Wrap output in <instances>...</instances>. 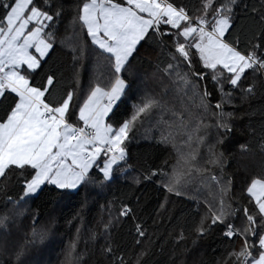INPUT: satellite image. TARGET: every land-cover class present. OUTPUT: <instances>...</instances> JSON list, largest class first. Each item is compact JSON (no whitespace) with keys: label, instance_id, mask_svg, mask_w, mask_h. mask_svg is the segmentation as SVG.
<instances>
[{"label":"snow or ice","instance_id":"snow-or-ice-1","mask_svg":"<svg viewBox=\"0 0 264 264\" xmlns=\"http://www.w3.org/2000/svg\"><path fill=\"white\" fill-rule=\"evenodd\" d=\"M238 13L253 20L243 37L232 36ZM61 25L64 33L71 31L72 43ZM58 39L71 51L76 89L71 80L66 86L63 72L49 61ZM151 45L167 53L154 63L153 76L161 83L168 79L179 108L165 98V84L163 95L146 91L130 115L112 119L129 87L124 74L132 73L134 57L150 56ZM89 47L94 69L102 65L105 72L101 79L94 70L83 93L79 62ZM257 96L264 97V0L258 6L248 0H199V7L188 0H74L71 6L64 0H0V243L10 234L13 215L23 214L21 204L45 189L69 195L89 184L105 187L117 169L127 175L133 167L128 163L132 133L152 121L157 144L170 146L174 158L170 154L155 167L142 166L133 182L155 180L176 196H189L191 190L195 196L189 198L196 199L200 213L198 220L193 216L178 224L174 243L186 238L185 229L196 238L220 229L229 243L216 264H264V174L246 182L243 198L235 196L233 178L224 172L227 157L217 147L238 118L237 98L243 105ZM248 128L259 136L257 147L264 153V123L258 130ZM211 129L216 139L208 143ZM238 150L252 151L251 139ZM12 187L22 189L18 197L8 194ZM132 213L128 204L118 209L110 204L104 231L110 233ZM135 232L149 235L140 223ZM45 236V230L33 228L11 260L0 264H29L22 259L26 247ZM141 243L136 239V246ZM147 251L141 247L133 259L107 239L100 254L104 264H145ZM86 255L74 238L65 248L64 264H85Z\"/></svg>","mask_w":264,"mask_h":264},{"label":"trees","instance_id":"trees-1","mask_svg":"<svg viewBox=\"0 0 264 264\" xmlns=\"http://www.w3.org/2000/svg\"><path fill=\"white\" fill-rule=\"evenodd\" d=\"M188 2L193 7H199V0H188ZM64 3L66 6H71L74 0H64ZM248 3L250 6H258L259 0H248ZM67 15L70 17L71 12L69 11ZM252 27L251 16L238 13L232 36L243 37ZM61 33L67 37L68 43L74 41L71 31L64 33L63 25H61ZM165 45H167V40H165ZM141 51L143 52V48ZM149 52L150 56L137 55L134 57L132 73L124 74L129 87L116 106L112 119L123 120L130 115L133 105L139 102L146 91L163 95L162 87L165 84L168 85L165 98L179 108V98L175 97L168 79L165 77L161 83L153 76L154 63L158 57L166 59V51L161 52L158 47L151 45ZM94 56L92 47H89L85 58L79 62V86L82 87L83 93L89 89L94 70L103 79L105 69L102 65L94 69L96 63ZM49 61L55 70L63 72L66 86L67 81L71 80L72 88L78 87V82L72 75L74 68L71 51L68 48L62 49L59 39ZM159 75L157 73V76ZM209 88L211 89L212 85H209ZM212 99L213 101L217 99L214 90ZM236 103L238 107L235 112L238 118L232 121L233 126L228 138L217 147L227 157L224 172L226 177L233 178V194L243 198L245 195L243 188L246 182L252 176L264 174V153L257 147L259 136L250 134L248 128L251 124L253 129L258 130L261 123H264V97L251 98L243 105L237 98ZM158 135L154 122L145 121L142 126L138 125L132 133V139L128 142V163L133 166L132 170L127 175H121L120 169H117L116 178L105 187L89 184L69 195H57L45 189L39 195L21 204L22 215L14 216L9 211L13 219L8 225L10 234L6 242L0 243V249H3L0 251V260L10 261L11 252L24 243L29 238L32 229L35 228L37 231L45 230L46 236L42 241L37 240L26 247L22 259L28 261L29 264L35 260L36 256H41L46 249L51 252L52 257H46L45 264H64L65 248L77 237L80 252L87 253L83 257L85 264H97V262L104 264L100 249L107 239H110L114 245H118L126 255L131 254L133 259L141 247H147L148 251L144 257L145 264H216L217 257H221L222 252L226 255L224 246L229 243L227 238L220 235V229H215L199 238H196L195 233L189 235L188 230L185 229L186 238L179 244L174 243V236L180 231L179 223H183L185 219L191 220L193 216L199 219L197 201L195 198H189V196L194 197L195 193L190 190L189 196H176L166 194L163 187L157 185L155 180L150 182L141 180L139 184L133 182V177L142 170V166L155 167L170 154L174 158L170 146L165 149L157 144ZM215 139L216 130L211 129L208 143H212ZM250 139L252 151L241 153L238 150V144ZM20 191L22 189L12 187L8 194L18 197ZM122 203L128 204L133 213L121 218L119 224L113 226L110 233H106L103 226L109 220V205L111 204L113 209H118ZM161 203L165 204L164 208L160 207ZM3 211L4 208L0 205V212ZM200 211H203V205L200 206ZM137 223L142 224L149 235L137 237L135 232ZM77 228L80 230L79 233H77ZM92 233H95V239L90 238ZM136 239L142 241L141 245H135ZM239 243L240 241L236 239V247H239ZM37 261L40 262L39 259Z\"/></svg>","mask_w":264,"mask_h":264},{"label":"rangeland","instance_id":"rangeland-1","mask_svg":"<svg viewBox=\"0 0 264 264\" xmlns=\"http://www.w3.org/2000/svg\"><path fill=\"white\" fill-rule=\"evenodd\" d=\"M46 257L47 258L52 257V254H51V252L48 249L43 251L41 253V256H36L35 260H33L31 264H37L38 263V261H37L38 259L40 261L38 264H45L44 263V259H46Z\"/></svg>","mask_w":264,"mask_h":264}]
</instances>
